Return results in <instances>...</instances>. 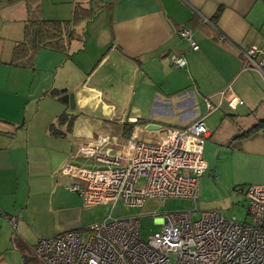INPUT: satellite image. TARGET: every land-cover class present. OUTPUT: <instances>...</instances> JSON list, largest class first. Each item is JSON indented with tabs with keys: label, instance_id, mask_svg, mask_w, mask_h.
<instances>
[{
	"label": "crops",
	"instance_id": "obj_1",
	"mask_svg": "<svg viewBox=\"0 0 264 264\" xmlns=\"http://www.w3.org/2000/svg\"><path fill=\"white\" fill-rule=\"evenodd\" d=\"M76 3L87 6L81 0H38V12L45 20H69ZM100 12L107 17L101 28L107 39L99 42L95 34L102 21L93 20ZM97 14L76 27L84 35L67 52L40 49L29 68L9 64L24 39L26 2L0 8V264H23L22 255L35 256L39 239L87 228L66 216L83 200L70 190L76 180L63 170L90 160L77 155L81 146L104 137L119 141L115 133L122 123L186 127L205 115L204 99L216 106L221 93L230 92L243 104L213 112L229 120L207 126L213 113L204 119L207 168L232 153L244 165L259 166L264 158V80L246 68L241 55L255 47L264 60V0H103ZM182 29L190 31L197 51L179 36ZM88 41L91 58L77 59ZM173 56L186 66H174ZM46 62L48 72L40 68ZM75 62L76 71L68 68ZM55 67L63 71L58 81L55 73L49 76ZM70 94L72 108L61 101ZM250 141L261 145L249 146ZM253 182L264 185V177ZM27 264L43 263L34 257Z\"/></svg>",
	"mask_w": 264,
	"mask_h": 264
},
{
	"label": "built area",
	"instance_id": "obj_2",
	"mask_svg": "<svg viewBox=\"0 0 264 264\" xmlns=\"http://www.w3.org/2000/svg\"><path fill=\"white\" fill-rule=\"evenodd\" d=\"M179 36L192 51L198 50L190 31L182 29ZM260 54L255 47L241 51L246 68L264 80ZM171 63L186 66L181 57L173 56ZM226 93L216 106L204 99L205 115L186 127L135 126L123 142L104 137L81 146L77 155L92 164L64 168L76 180L70 190L85 205L107 206L108 215L84 230L39 239L37 259L43 264H264V185L240 190L247 219L242 224L215 211L202 212L197 220L190 212L168 213L157 218L159 230L142 239L139 217H116L122 206L140 207L148 198H196L199 178L207 169L204 119L215 110L243 104Z\"/></svg>",
	"mask_w": 264,
	"mask_h": 264
},
{
	"label": "rangeland",
	"instance_id": "obj_3",
	"mask_svg": "<svg viewBox=\"0 0 264 264\" xmlns=\"http://www.w3.org/2000/svg\"><path fill=\"white\" fill-rule=\"evenodd\" d=\"M15 15L21 17V10L17 9ZM93 21H96L95 23L102 21V23L98 25V33L95 34L99 42L107 39L106 33L101 32L102 26L105 28V24L107 23V17H105V13L100 12ZM83 25L89 24L84 23ZM86 30L89 34L90 26H86ZM94 32L95 31H93L92 34H94ZM91 36L94 37V35ZM86 43L88 44L87 52L84 53V50H82L76 54L77 59L84 58L86 54H88L89 58H91L89 47L93 44H91L89 41ZM91 49L93 50V48ZM48 64L49 63L46 62L45 67H40L41 70L48 72L50 70ZM67 66L68 68L74 69L75 71L78 68L76 62L73 64L69 63ZM61 69L62 68L58 67L53 68L49 76H54L55 73L58 81L59 75L63 72ZM126 89L127 88L124 87V92ZM119 99L123 100L122 96L119 97ZM222 119L228 121L229 116H225L224 114L221 115L218 111L208 116L205 119V123L207 126H216L222 123ZM227 121L224 128L225 132L228 131L230 133L231 128ZM220 129L223 130L222 127ZM116 130L117 131L115 135H117L120 142H123L124 140L121 137V128L116 127ZM248 145H254V147H258V145H261V143L258 141H250L248 142ZM260 147L264 148L262 145ZM244 160L245 159H241L240 155L237 153H232L229 156H220L216 161V168L213 166L207 168L199 178L200 188L194 200L189 198H148L140 207L126 208L122 206L121 213L116 215V217H139V232L142 239H145L147 236L158 231L159 225L157 223V218L163 217V215L168 213L190 212L192 219L197 220L202 212L215 211L226 220H234L235 222L242 224L247 220L242 192H244L249 185L253 186V181L264 177V158L261 159V165L259 164V166L252 164L244 165ZM79 162L83 166H90L92 164L90 160L80 159ZM249 163L253 162L250 161ZM240 190L243 191L240 192ZM60 196L65 200L66 204H68L70 200L66 194L62 193ZM107 215V206H88L83 203L80 204V208H77L74 211L66 212V216L68 218L75 217V220L81 226L80 228L88 227L97 221L106 218Z\"/></svg>",
	"mask_w": 264,
	"mask_h": 264
},
{
	"label": "trees",
	"instance_id": "obj_4",
	"mask_svg": "<svg viewBox=\"0 0 264 264\" xmlns=\"http://www.w3.org/2000/svg\"><path fill=\"white\" fill-rule=\"evenodd\" d=\"M18 1L20 0H0V8L9 4H15ZM81 1H85L87 6L76 3L71 19L45 20L39 15L38 0H25L28 16L24 22V39L14 46L9 64L32 68L33 59L40 49H49L62 53L67 52L70 45L78 41L84 35L83 33L77 32L76 27L79 26L80 23L93 18L102 9L103 0ZM137 124L143 125L144 122L137 120L135 123L122 124L121 137L123 140H127L130 137ZM258 127H260V124L251 128L248 134H252ZM17 240L16 238L13 239L14 244L17 243ZM19 245V249L23 250L21 243ZM35 246L36 244L33 247V253ZM34 257L37 258L36 255ZM34 257L26 259V257L22 255L23 264L32 261Z\"/></svg>",
	"mask_w": 264,
	"mask_h": 264
},
{
	"label": "water",
	"instance_id": "obj_5",
	"mask_svg": "<svg viewBox=\"0 0 264 264\" xmlns=\"http://www.w3.org/2000/svg\"><path fill=\"white\" fill-rule=\"evenodd\" d=\"M53 93H54L55 95H59V94H60L59 91H53ZM61 101H62L63 103H65L66 105H69L70 108H72V107L75 106L74 98H73V95H71V94H70V95H63ZM158 127H159V125H155V124H149V125L146 126V128H147V129H150V130H151V129H157ZM118 209H119V206L117 205V206L115 207L114 213H116Z\"/></svg>",
	"mask_w": 264,
	"mask_h": 264
}]
</instances>
